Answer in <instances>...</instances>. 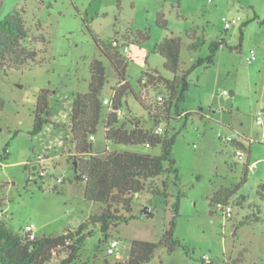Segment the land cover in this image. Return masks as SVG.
I'll list each match as a JSON object with an SVG mask.
<instances>
[{"label":"rangeland","instance_id":"1","mask_svg":"<svg viewBox=\"0 0 264 264\" xmlns=\"http://www.w3.org/2000/svg\"><path fill=\"white\" fill-rule=\"evenodd\" d=\"M246 3L0 0V20L16 6H25L24 17L31 34L36 36L42 31L49 40L45 50L42 42H33L36 48L43 49L42 64L23 70L0 69V209L9 229L23 234L28 226H33L39 236L58 235L77 228L100 209V204L86 199L85 182L75 179L70 130L73 98L89 90L90 64L94 58L103 60L107 68L103 97L110 98L111 87L117 84L116 74L95 39L110 42L116 35H127L128 30L149 29L148 41L130 44L125 52L131 59L128 79L137 91L142 73L149 68L159 70L167 78L173 77L165 68L164 57L155 51L164 37L182 38L181 71L206 57L213 40L225 37L228 46L217 51L214 63L209 67L198 66L191 73L185 100L180 103L184 113L171 122L178 133L172 150L178 174L164 173L156 179L161 188L163 181L168 180V196L147 190L137 195L134 213L140 214L149 206L153 216L121 223L112 236L119 241L113 254L107 251L110 239L100 243L104 237L99 226H91L92 233L82 245L77 264H127L131 242L159 240L178 200L175 234L181 245L173 253L159 248L148 264H201L202 259L207 263L230 264L242 249L246 250L244 264H264V200L258 192L264 183V126L257 122L258 116H264V46L258 45L255 27L246 39H241L239 24L225 28V18L246 17ZM256 3L264 6L260 0ZM161 9L166 12L167 28H160L156 22ZM38 23L42 25L41 31ZM190 29L205 35V44L197 51L188 48ZM240 42V51L230 48ZM46 87L52 90V122L40 134L32 135L38 95ZM160 92L164 89L147 88L142 94L147 104L156 106ZM145 113L130 94L120 120L126 122L135 116L147 120ZM165 126V122L161 124L162 128ZM235 140L243 141L248 148L242 151V156ZM93 149L95 153L106 150L160 153V146L108 141L103 125L93 140ZM247 164L251 168L247 181L235 196L244 195L246 200L238 205L234 199L233 216L227 218L219 207L210 206V197L222 187L241 182ZM257 205L261 219L236 227L240 221L252 217ZM59 256L57 253L55 259Z\"/></svg>","mask_w":264,"mask_h":264},{"label":"trees","instance_id":"2","mask_svg":"<svg viewBox=\"0 0 264 264\" xmlns=\"http://www.w3.org/2000/svg\"><path fill=\"white\" fill-rule=\"evenodd\" d=\"M25 12V6H16L0 20V69L5 71L23 70L40 65L44 60L41 57V51L46 49L49 40L41 31L40 23L37 26L41 33L36 36L31 34V29L24 17ZM156 22L160 28L168 27V19L163 9L157 12ZM249 23L250 21L242 23L241 39H244L243 29ZM187 35L190 39L189 50L197 51L205 44L204 33L200 35L196 29H190ZM149 39L148 28L137 31L128 30L127 35L123 37L116 35L110 42L95 39L98 48L109 61L117 77V84L111 87L112 95L108 98L110 103L106 104L107 97H103V90L108 80L107 68L104 61L99 58H94L90 64L89 90L77 93L73 98L70 130L75 150L73 155L76 163L75 179L85 182V197L89 201L100 204L99 211L73 230L58 235H37L35 238H31L29 234L12 232L0 216V264H77L82 245L88 234L92 233L89 230L91 226H99L104 237L100 243H105L108 239H112L113 233L118 230L121 223H128L131 219L141 217L140 214L134 213V202L138 194L147 190L154 195L168 196V180L163 181L164 188H161L156 183V179L164 173L175 176L178 174L176 160L172 156L178 133L174 132L171 122L176 115L182 116L184 113H181L180 103L185 100L191 73L198 66L212 65L217 51L223 46H228V43L225 37L213 40L210 53L206 57L199 58L188 70L181 71L182 38L173 35L164 37L156 45L155 51L164 57L165 68L173 74V77L167 78L159 70L149 68L142 73L136 91L128 79L127 68L131 59L125 52L130 44L141 45ZM33 42H42L44 48H36ZM230 48L240 51L242 42L239 46ZM147 88L164 89V92L159 93L163 94V99L156 100L158 103L156 106L147 104L142 94ZM51 94L52 90L48 87L42 88L39 92L34 127L30 132L32 135L40 134L45 126L52 122ZM130 94H133L145 109L147 120H144L142 116H135L126 122H121L120 112L127 105ZM189 115L190 112L185 116V124ZM149 122L151 126L146 125ZM164 122L165 128L157 131V127ZM101 125L104 126L105 138L108 141L118 144L160 146V153L111 150L95 153L91 137L97 135ZM234 145L238 151H248L241 140H235ZM249 169L250 166L247 164L241 182L238 184L216 190L210 197V206L213 208L219 205H234L232 203L234 199L238 205L244 203L246 196L241 195L237 198L235 196L247 181ZM258 192L264 200V183L260 185ZM178 215L179 200L173 205L172 218L165 226L162 237L155 241L134 239L131 242L130 255L126 263L148 264L161 247L166 248L169 253L176 251L181 245L175 234ZM152 216L153 212L144 217ZM260 219V208L257 205L252 217L247 218L246 221H240L236 227ZM236 232L234 235L237 234ZM245 251L242 249L238 257L230 264H244ZM57 253L60 256L55 259ZM201 264L214 263H207L205 259H202Z\"/></svg>","mask_w":264,"mask_h":264},{"label":"built area","instance_id":"3","mask_svg":"<svg viewBox=\"0 0 264 264\" xmlns=\"http://www.w3.org/2000/svg\"><path fill=\"white\" fill-rule=\"evenodd\" d=\"M211 3H213L216 0H209ZM243 22V18L241 16H236L233 17L232 19H228L225 18V28L228 30L231 27L240 24ZM254 53V52H252ZM159 100H162L163 97L161 95L158 96ZM105 103L109 104L110 100L108 98L105 99ZM121 113V112H120ZM257 122L260 125L264 126V116L260 115L257 117ZM157 131H162V127L159 126L157 127ZM93 140L95 139V136L91 137ZM232 140V139H230ZM238 153L240 154V156H242V151H238ZM220 210L222 211V213L227 217L230 218L233 216V205L229 204V205H219ZM4 214V212L0 209V216H2ZM25 234H29V236L31 238H35L37 235L34 231V227L33 226H28L27 230L24 232ZM119 241L117 239H110L109 243H108V247H107V251L109 254H113L118 246Z\"/></svg>","mask_w":264,"mask_h":264},{"label":"crops","instance_id":"4","mask_svg":"<svg viewBox=\"0 0 264 264\" xmlns=\"http://www.w3.org/2000/svg\"><path fill=\"white\" fill-rule=\"evenodd\" d=\"M261 2H264V0H260ZM237 3H246V1L243 0H235ZM248 6V12L246 13V17L243 18L244 21H250V23L244 27V39L249 38V33L252 27H255L257 30V39H258V45L264 46V6H258L256 3V0H250V2L247 1ZM242 22V23H243ZM242 23H240V30ZM129 50V48H128ZM127 50V51H128ZM264 102V100H263ZM251 169V168H250ZM38 235V234H36Z\"/></svg>","mask_w":264,"mask_h":264},{"label":"water","instance_id":"5","mask_svg":"<svg viewBox=\"0 0 264 264\" xmlns=\"http://www.w3.org/2000/svg\"><path fill=\"white\" fill-rule=\"evenodd\" d=\"M151 212L152 211H151L150 207L149 206H145L143 208V210L141 211L140 216L144 217L146 215H149Z\"/></svg>","mask_w":264,"mask_h":264}]
</instances>
